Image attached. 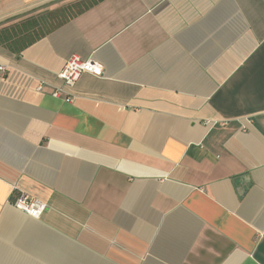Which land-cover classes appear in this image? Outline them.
Listing matches in <instances>:
<instances>
[{"label": "crops", "instance_id": "0c3cea01", "mask_svg": "<svg viewBox=\"0 0 264 264\" xmlns=\"http://www.w3.org/2000/svg\"><path fill=\"white\" fill-rule=\"evenodd\" d=\"M29 24L0 43V264H264V0H0ZM71 55L102 74L65 85Z\"/></svg>", "mask_w": 264, "mask_h": 264}, {"label": "built area", "instance_id": "2783aa9c", "mask_svg": "<svg viewBox=\"0 0 264 264\" xmlns=\"http://www.w3.org/2000/svg\"><path fill=\"white\" fill-rule=\"evenodd\" d=\"M5 71V67H0V75ZM103 72V67L97 62L91 60H82L78 55L68 57L57 74L65 85L72 86L83 73H89L99 76ZM58 93H53L57 96ZM12 206L21 213L33 218L39 219L46 211L47 205L35 198L21 195L12 202Z\"/></svg>", "mask_w": 264, "mask_h": 264}, {"label": "trees", "instance_id": "16d2710c", "mask_svg": "<svg viewBox=\"0 0 264 264\" xmlns=\"http://www.w3.org/2000/svg\"><path fill=\"white\" fill-rule=\"evenodd\" d=\"M53 13H48V15H44V17L42 18V25H48L49 23L45 24L46 22L49 21V19H51V17L53 16ZM35 27V25H31L29 24L28 26H26V33L28 37H19L18 35L12 36V33H15V30L12 29L11 32L4 30L0 32V43L5 44L9 49H11L12 51L18 53L21 52L24 48H26L27 46H29L30 44H32L35 41V37H32L30 35V30L33 29ZM57 25H51L50 28L47 29V31L52 30L53 28H56ZM24 31V32H25ZM17 36V37H16Z\"/></svg>", "mask_w": 264, "mask_h": 264}, {"label": "rangeland", "instance_id": "374dc122", "mask_svg": "<svg viewBox=\"0 0 264 264\" xmlns=\"http://www.w3.org/2000/svg\"><path fill=\"white\" fill-rule=\"evenodd\" d=\"M61 10V9H60ZM60 10H58V11H60ZM60 20H61V18L60 17H56V18H54V17H52L51 19H49V21L48 22H46L45 24H47V23H49L48 25H42L43 27H42V29L45 31V30H47L48 28H50V26L51 25H57L59 22H60ZM38 30H37V33H39V32H42V31H39V28H37ZM36 30H34V32H35Z\"/></svg>", "mask_w": 264, "mask_h": 264}]
</instances>
